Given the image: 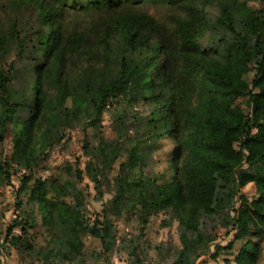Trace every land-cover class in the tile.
I'll use <instances>...</instances> for the list:
<instances>
[{"label":"trees","instance_id":"1","mask_svg":"<svg viewBox=\"0 0 264 264\" xmlns=\"http://www.w3.org/2000/svg\"><path fill=\"white\" fill-rule=\"evenodd\" d=\"M20 1L33 6L38 14L39 30L31 45L25 50L24 43H19L22 54L30 51L32 95L28 92L24 98L33 96V101L30 114L20 116L23 95L15 94L11 83L27 66L20 70L12 62L6 70L0 65V144L10 128L14 132L12 157L0 162L4 184L11 182L12 165L32 170L63 142L72 123L87 121L93 111L92 124L96 125L110 99L132 92L135 99L152 106L144 125L149 147L157 149L162 140H168L174 148L168 155L170 165L162 183L143 175L137 179L119 175L115 179L113 213L140 208L141 216L147 218L152 212L171 209L185 231L194 233L203 216L230 208L235 212L231 226L237 238L246 236L250 225L256 236L262 234V12L250 10L246 0L221 3L215 22L221 37L203 47L207 25L197 0H164L176 11L170 26L125 0H87L98 5L103 18L94 29L83 31L69 30L62 24L65 0ZM252 69L255 75L247 83L244 76ZM242 96L248 98L246 110L235 106V99ZM22 108L26 111L27 104ZM142 144L139 142L130 153L132 170L140 171L143 164ZM101 155L104 159L107 156L104 152ZM29 180H24L23 186H28L24 191L38 203L44 225L53 233L50 244L56 257L69 262L80 258L84 231L110 250L114 231L109 220L90 226L79 210L49 198L50 193L65 195L69 183L38 179L30 187ZM249 184L259 192L258 199L250 203L242 195ZM15 228H21V235H12ZM23 234L26 229L22 221H15L8 230L17 248L27 242ZM182 238L184 251L178 262L192 264L186 251L194 254V243ZM257 250V246H245L235 262L255 264Z\"/></svg>","mask_w":264,"mask_h":264},{"label":"rangeland","instance_id":"2","mask_svg":"<svg viewBox=\"0 0 264 264\" xmlns=\"http://www.w3.org/2000/svg\"><path fill=\"white\" fill-rule=\"evenodd\" d=\"M53 1L55 0H47ZM65 1L61 22L69 30L94 29V24H98L103 18L96 3L90 4L87 0ZM197 1L207 25L205 36L201 40L205 47L221 37L222 31L216 27L215 22L221 14L220 4H230L231 0ZM125 2L132 3L169 26L176 13L174 7L164 0ZM246 2L250 10L264 14V0ZM38 27V14L33 6L23 4L20 0H0V65L6 70L12 62L20 70L27 66L25 72H19L11 83L15 94L23 95L20 98L22 107L27 104L26 111L20 107V116L31 112L30 102L33 101V96L25 100L24 95L28 92L32 95L29 85L33 78L28 68L30 51L22 54L19 43H24L26 50L34 40L33 35L39 30ZM254 75L252 69L244 76V80L251 83ZM46 89L50 91V86L47 85ZM247 100L246 96L236 98L235 106L246 110ZM2 110L0 98V119ZM150 110L152 106L135 99L132 92L121 93L110 99L96 125L92 124L95 120L93 111L87 121L85 119L72 123L66 130L63 142L55 146L48 157L34 165L32 170L12 165L10 184H4L0 178V264H179L184 251L182 237H187L188 241L194 243V254L186 251L192 264H237L236 257L249 244L258 247L255 264H264V225L260 236H256L255 228L250 225L249 233L237 238V232L231 226V219L235 217L233 209L217 210L210 216H203L198 231L194 233L185 231L171 209L152 212L147 218L141 216L140 208L129 207L119 215L113 213L115 179L119 175H128L134 179L143 175L161 183L163 177H166L164 172L170 165L168 155L174 144L162 140L157 149L149 147V141L144 138L148 135L144 125ZM85 122L91 124L86 125ZM13 133L10 128L0 144L2 163L12 157ZM139 142L143 143L140 148L143 164L140 171H137L130 167V153ZM86 145L87 148H84ZM102 152L107 155L105 159ZM28 178L31 180L28 184L30 187L38 179L69 183L70 187L65 190V195L50 193L49 198L61 201L72 210H79L90 226L97 221L102 223L105 219L109 220L114 231L110 250L106 251L100 239L92 236L89 231H84L81 234L84 248L80 258L69 262L56 257L55 247L52 251L50 244L53 233L44 225L38 203L30 200L28 191H24L28 188L27 183L23 186L24 180ZM242 195L250 203L258 199L259 192L254 184H249L242 190ZM15 221H22L26 229L23 239L27 242L20 248L13 245L8 237V230ZM27 221L29 224L25 223ZM30 225H33L32 228ZM20 229L15 228L12 235H21ZM28 244L30 248H27Z\"/></svg>","mask_w":264,"mask_h":264}]
</instances>
